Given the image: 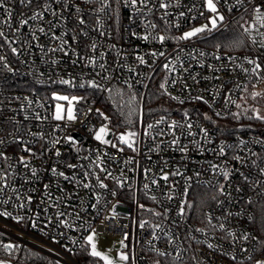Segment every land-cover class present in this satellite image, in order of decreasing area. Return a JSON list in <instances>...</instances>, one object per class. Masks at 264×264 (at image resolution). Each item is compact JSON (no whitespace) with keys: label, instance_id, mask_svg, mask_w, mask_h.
Returning <instances> with one entry per match:
<instances>
[{"label":"built area","instance_id":"2783aa9c","mask_svg":"<svg viewBox=\"0 0 264 264\" xmlns=\"http://www.w3.org/2000/svg\"><path fill=\"white\" fill-rule=\"evenodd\" d=\"M161 2L169 7L160 8ZM44 3L49 9L37 20L29 19L41 10L35 2L24 7L9 0L11 18L0 9V31L5 33L0 37V175L7 176V187L0 190V221L31 241L9 233L23 241L22 247L65 264H79L72 254L93 230L129 256L125 264H153V257L181 261L191 252L200 264L264 260L253 225L255 208L264 201V183H256L264 182V136L224 134L214 123L236 113L247 86L264 89V27L254 11L260 6L264 13V0H214L224 16L218 30L187 40L177 37L215 15L205 0H147L146 6L140 0L135 5L107 0L104 12L99 11L102 0H40ZM22 19L29 23L22 26ZM227 28L243 36L247 50L207 43ZM61 39L67 41L63 50ZM250 59L261 65L259 73L252 71ZM166 63L172 71L164 68ZM62 79L72 83L62 84ZM90 80L101 87H89ZM152 83L164 84L171 107L147 117L141 113L137 126L113 127L106 111L93 103L97 94L117 86L144 95ZM53 94L81 98L72 102L75 120L67 119L68 101L55 100ZM57 104L65 116L59 121L53 119ZM102 125L109 129L105 139L116 147L94 138ZM129 132L137 134L133 148L118 140ZM165 174L167 181L162 179ZM101 181L106 188L99 187ZM86 183L88 188L83 187ZM198 185L215 190L217 198L196 214L188 205ZM244 234L250 238L243 239ZM122 240L127 247H121Z\"/></svg>","mask_w":264,"mask_h":264},{"label":"trees","instance_id":"16d2710c","mask_svg":"<svg viewBox=\"0 0 264 264\" xmlns=\"http://www.w3.org/2000/svg\"><path fill=\"white\" fill-rule=\"evenodd\" d=\"M213 46L220 45L223 49L247 50L248 44L243 36L233 28L220 31L207 42ZM159 83H152L146 93L134 92L124 87H114L110 92L102 95L97 94L93 103L101 106L109 116L111 124L115 128L137 126L141 113L144 116L163 113L171 107V101L165 95ZM254 91H249V98L252 104H257ZM134 97V99H133ZM93 99V98H92ZM224 134H234L237 132L260 134L264 136V120L256 119L253 111L237 112L229 118L220 122H214ZM216 191L205 186H195L191 194V209L193 213H201L205 208L214 204ZM255 231L259 237L261 246H264V201L255 208V218L253 221ZM0 238V257L4 255L16 261L17 264H61L54 258L46 255L32 247H21L6 250ZM87 244L79 247L73 252V258L79 264H104L98 257L90 254ZM200 264L195 255L191 252L184 260L177 261L171 258L153 257V264Z\"/></svg>","mask_w":264,"mask_h":264},{"label":"snow or ice","instance_id":"6c2138e0","mask_svg":"<svg viewBox=\"0 0 264 264\" xmlns=\"http://www.w3.org/2000/svg\"><path fill=\"white\" fill-rule=\"evenodd\" d=\"M13 2H14V0H13ZM34 2L40 7L41 10L40 11H34L32 16L29 17V19H32V20L43 19L44 12L49 9V5L47 3H44V4L41 5L40 4V0H19V3L22 6H24V7H31ZM102 2H103V6L99 9L100 12H104L105 8L108 7L107 0H102ZM205 2H206V6H207L208 10L210 12L214 13L215 15L209 18V23L208 24L202 25L201 27L193 28L191 31L183 33V35H181L180 37H177L178 40H187V39H190V38H192L194 36H197L199 33H203V32H206V31L207 32H212L213 30H218V21L222 22L224 20V16L219 14L218 9L216 7V4L214 3V0H205ZM239 2H240V0H237V3H239ZM131 3L133 5H135L137 3V0H131ZM140 3H142V4H144L146 6L147 5V0H140ZM8 4H9V0H0V9L3 10V12L6 14V16L8 18H11L12 15H13V9L11 7H8ZM159 7L163 8V9H167L169 7V4L161 2ZM76 11L80 12L81 9L79 7H77ZM254 11L257 13V15L255 17L256 21L259 22L262 27H264V13H262L261 7L260 6H256L254 8ZM51 14L53 16L57 15L55 12H52ZM165 15H167V13H165ZM180 15L183 16L184 13H181ZM29 19H22L20 21V24L22 26L23 25H27L29 23ZM7 22H8V20L6 19L4 21V23H7ZM78 23L79 24H84L85 21L83 19H79ZM209 25H210V27H209ZM152 27H155V25H152ZM38 31L43 33L45 31V29L43 27H41V28L38 29ZM248 31H249V29L245 28V32H248ZM262 35H264V34H262ZM0 37H5V33L3 31H0ZM33 39H36V37L33 36ZM53 39H58V37L53 36ZM143 39L147 40L148 36H144ZM157 39H159L162 42V41H164L165 37L164 36H159V37H157ZM66 43H67V41H63L61 39V48H60V50H63V45L66 44ZM253 43H255V41H253ZM262 46H264V43H262ZM92 47H93V49H95V45L94 44L92 45ZM217 47H220V45H217ZM51 51H56V49H51ZM12 52L16 53L17 49L16 48H12ZM65 54H67V53H65ZM101 55H103V54H101ZM151 55H153V56H156V55L163 56L164 53L161 52V53L157 54V53L153 52V53H151ZM201 55L203 56L204 53L202 52ZM137 59L140 61L141 64H145L146 63V61L144 60V58L142 56L137 57ZM2 60H4V57L0 56V61H2ZM53 63H55V61H53ZM248 63L254 65V67L252 69V71L254 73H259V71H261V65L259 63H257L256 60H251L250 59V60H248ZM6 66L7 65H5V67ZM100 67L103 68L104 65L101 64ZM164 68L168 69L169 71H172V69L169 68V64H167V63L164 65ZM262 78H264V77H262ZM60 83H62V84H71L72 82L70 80H63L62 79L60 81ZM173 83H175V81H173ZM88 86L91 87V88H94V89L101 87V85L99 83H97L96 81H94V80L88 81ZM80 87H84V85L81 84ZM129 87H131V85H129ZM160 88H164V84L163 83L160 85ZM259 95H261V94L260 93H253V98H255L256 96H259ZM53 98L55 100H58V101H68L67 119L69 121H73V120L76 119V115L74 114V110H73V107H72V102L73 101H79V99H81V98H78V97H75V96L69 98L68 96L57 95V94H53ZM133 99H134V97H133ZM196 99L197 100H202L203 97H196ZM63 111H64L63 106L60 105V104H57L56 105V109H55V113L53 115V119H55L57 121L65 119V116L63 115ZM88 111H91V109H88ZM97 111H99V110H97ZM254 111H256V115H255L256 119L264 120V116L260 115L258 110H254ZM100 115L104 118V120H108V117L104 116L103 113H100ZM217 115H219V113H217ZM36 119H41L39 114L36 115ZM189 127H191V125H189ZM148 128L151 129L152 125H148ZM202 131L204 132L205 136L208 135L206 129L202 130ZM108 134H109V129H108L107 125H102L95 132V137L94 138L97 141H100L103 144H111L112 147H116L117 146L116 144H112V142L110 140L105 139V137ZM136 135L137 134L134 133V132H129L127 134H121L118 137V140H119V142L121 144H126L129 148H133V138ZM66 139H68L70 141L73 140L72 137H67ZM58 142L59 141H55L54 143H58ZM0 143H3V141L0 140ZM172 143L175 144L176 140H173ZM24 150L31 153V149L25 148ZM120 150H122V149H120ZM133 150H136V149H133ZM184 150L185 149H183V148L181 149V151H184ZM220 152H221V154H223L224 148H221ZM56 154L59 155V152H57ZM0 157H4V154L0 153ZM237 159L239 160L240 157H237ZM19 160H20L21 163L24 164V166L26 168L28 167V164L25 161L24 157H20ZM69 167H74V166L73 165H69ZM215 167L216 166L213 165V168H215ZM32 171H33V173H35V169H33ZM55 171L56 170L53 169L54 173H55ZM147 171L148 170H145V174H147ZM174 174H179V173L177 172V173H174ZM260 174L264 175V169H260ZM59 175L60 176H64V173L61 172V173H59ZM84 175L87 176L88 173L85 172ZM109 175H111V174L109 173ZM198 175H199V173H197V176ZM223 176H224L225 179H228L229 173L227 171H223ZM243 178H244L245 181H248V179H249L247 176H244ZM65 179H68V177H65ZM97 179H99V178L97 177ZM162 179L167 181L168 180V175L165 174L162 177ZM153 183H156V181L154 180ZM256 183L259 184V183H264V182L257 181ZM6 187H7V176L6 175H0V190H2V188H6ZM83 187L88 188L89 184L86 183V184L83 185ZM99 187L100 188H106L107 186L101 181L99 183ZM144 187L147 189L148 185L145 184ZM236 190L240 191L239 188H237ZM220 193L221 194H225L224 193V187L222 185L220 186ZM185 194H187V193H185ZM113 195H115V193H113ZM262 195H264V193H262ZM153 199H155V198L153 197ZM247 203L251 204L252 201L249 199L247 201ZM188 207H191V205L189 204ZM141 208H143V205H141ZM179 214L181 216H183V214H184V206L183 205L180 208V213ZM2 215L8 216L9 214L5 212ZM62 223H63V221H62ZM140 227L143 228L144 224L142 223L140 225ZM159 227H160L159 225H156V228H159ZM220 227L223 228V225H220ZM94 235H95V230H93V234L92 235H89L87 237V242H88L89 245H91V249H92L91 253H90L91 256L100 257L101 259L105 260L106 264H114V262L111 259H109L105 255H102V253H100L99 251L96 250V244L93 242L94 241ZM229 235H233V234L229 233ZM126 238H127V234H126ZM154 238H158V237H155V235H154ZM249 238H250L249 235H247V234L243 235V239L247 240ZM120 243H121V247L122 248L127 247V245L124 244L123 240ZM3 247L6 250H10V249H13L15 247V245H13V244H5V245H3ZM208 247L212 248L213 246L209 245ZM242 251H247V249H242ZM159 255H165V253L159 252ZM177 258H179V253L177 254ZM118 259L120 261H128L129 260V256L122 252V253L119 254ZM232 259L235 260L236 257L233 256ZM0 264H10V261L0 260ZM157 264H158V262H157ZM257 264H264V260L257 261Z\"/></svg>","mask_w":264,"mask_h":264},{"label":"rangeland","instance_id":"374dc122","mask_svg":"<svg viewBox=\"0 0 264 264\" xmlns=\"http://www.w3.org/2000/svg\"><path fill=\"white\" fill-rule=\"evenodd\" d=\"M208 23H209L208 21L200 22L199 24H197L193 28L201 27L202 25H205ZM209 27H210V25H209ZM192 29H190L189 31H191ZM252 90L254 91V93H260L261 94L257 98V104H252V102L250 101L248 94H249V91H252ZM238 106L239 107H237L236 113L237 112H246V111L251 109L253 111L254 115H256V111H254V110H258L259 114L264 116V89H262V88H256L255 89L252 85L247 86ZM9 232L15 233V235L19 236L22 239H27L28 241H31L29 237H25L24 234H20V233L14 231L7 224L0 221V238L4 237V239L1 241L2 245L13 244V245H15L14 248H21L23 246V241L17 237L12 236ZM92 234H93V231L89 235H92ZM93 242L96 244V250L99 251L100 253H102V255H105L109 259H111L114 262V264H125L126 261H120L118 259L119 254L122 253V249L120 247L116 248L110 239H107V237H105L104 235L97 233L95 231ZM32 243H34L37 246H40L46 250H50L49 248L45 247L44 245H42L38 242H32ZM86 244L89 246L90 252H91V250H92L91 245L88 244L87 238H86ZM50 257H52V256H50ZM98 258L101 259L100 257H98ZM0 260L10 261V264H11V259L4 257V255L2 257H0ZM101 260L105 261L103 259H101ZM57 261L60 262L61 264H65V262H62L61 260H57ZM256 264H257V262H256Z\"/></svg>","mask_w":264,"mask_h":264}]
</instances>
